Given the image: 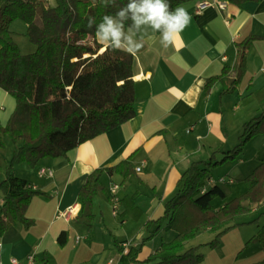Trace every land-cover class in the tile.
<instances>
[{"label":"crops","instance_id":"1","mask_svg":"<svg viewBox=\"0 0 264 264\" xmlns=\"http://www.w3.org/2000/svg\"><path fill=\"white\" fill-rule=\"evenodd\" d=\"M218 1L227 2V6L213 4L200 13L196 12L198 1L179 6L187 10L191 20L175 37L174 46L162 47L158 32L152 40L145 38L144 47L133 60L134 117L82 143L65 157L45 158L34 167L22 166L21 177L46 194L34 196L28 207L32 226L18 222L0 236L3 264H12L13 257L25 261L30 253L36 254V264H109L118 253L117 242H129V249L139 247L150 234L147 221L164 215L166 202L178 192L182 173L191 163L208 160L215 151L222 158L223 152L232 149L226 146L235 144L234 132L243 131L244 123L264 110V0H246L242 5ZM17 23L11 24L12 31ZM21 23L27 31V24ZM249 35L255 39L237 88L221 95L225 84L217 81L207 92L210 78L225 68L231 79L236 77L237 45ZM255 96L261 101L258 106L249 102ZM14 108V98L0 87L3 124ZM125 160L128 162L121 171L102 176L105 189L95 198L93 227L76 222L81 208L79 193L88 175L98 167H114ZM43 168L52 175L42 174ZM115 183L120 185L118 214L113 213L110 195ZM71 207L75 213L69 220L58 217ZM166 221L145 242L140 260L153 253L147 245L158 235L161 243L155 251L169 242L162 233ZM156 228L153 224L151 230ZM63 230L68 236L61 246L57 239ZM240 240L234 245L237 251L245 247ZM238 257L235 264H253L264 259V250L261 248L258 260L249 263L239 262Z\"/></svg>","mask_w":264,"mask_h":264},{"label":"trees","instance_id":"2","mask_svg":"<svg viewBox=\"0 0 264 264\" xmlns=\"http://www.w3.org/2000/svg\"><path fill=\"white\" fill-rule=\"evenodd\" d=\"M54 1V0H53ZM190 1L168 0L170 9ZM242 5L246 0H227ZM128 0H116L119 7ZM117 7L105 6L101 0H0V87L15 100V108L5 124L0 119V151L9 137L16 148L0 180L3 203L0 206V236L21 222L34 224L27 210L34 196L46 194L33 188L30 180L18 176L16 165L34 167L45 158L65 157L82 143L107 132L135 116L134 56L101 45L95 38V27L88 28V18L100 23L104 15H115ZM20 19L27 24L26 35L36 46L34 52L22 53L13 37L11 24ZM131 20L125 22L126 27ZM255 37L247 36L238 43L235 78L223 72L210 78L206 85L222 81L221 95L233 92L245 74L247 51ZM105 49L101 52V50ZM228 83H230L228 85ZM264 134V110L243 125L239 143L218 158V151L208 160L193 162L182 173L179 190L165 204L164 215L148 220L149 231L139 247L124 252L117 242L114 263L120 264H201L205 259L202 246L216 248L232 229L258 222L264 216V158L253 172L243 179L246 191L216 208L217 197L227 198L223 188L212 180V169L235 160L251 139ZM128 161L114 167H98L87 177L79 193L81 208L75 221L93 227L96 216L94 202L103 191L105 172H119ZM1 167V165H0ZM256 214L253 219L241 217ZM174 230L175 237L164 242L155 252L140 260L139 254L147 240L162 227ZM153 224L157 225L151 230ZM204 230L215 233L212 241L187 248L188 241ZM68 232L63 230L58 242L64 246ZM258 243L264 250V224L247 246ZM253 264H264V259Z\"/></svg>","mask_w":264,"mask_h":264},{"label":"rangeland","instance_id":"3","mask_svg":"<svg viewBox=\"0 0 264 264\" xmlns=\"http://www.w3.org/2000/svg\"><path fill=\"white\" fill-rule=\"evenodd\" d=\"M50 5L55 4V0L51 1L49 3ZM17 23L19 25H15L13 28V31L15 33V41L18 43L22 53H31L34 52L36 46L30 41L28 36L26 35V30L21 28V22L24 23V21L17 19ZM17 27V28H16ZM13 33V34H14ZM242 86V85H241ZM240 86V87H241ZM250 105L258 106L261 104V101L259 100L258 96H255L254 99L252 98L250 101ZM5 114V112H3ZM242 132V130L238 131L237 133L234 132V136H232L234 145L230 144L226 146V149L233 148L237 143L239 139V133ZM4 140L6 142V147L0 151V180L4 178L5 176V168L9 164V161L13 155V151L16 148V144L7 136L4 137ZM232 145V146H231ZM231 147V148H230ZM264 158V134H258L254 136L251 141L247 143V145L244 147L242 153L233 161L225 162L216 168L212 169L210 175L213 178L214 181H216L225 191L227 192V198L223 199L221 197H217L213 204L216 208H219L222 204L225 202L233 199L234 197L242 194L245 189L246 185L243 181V178L247 176L253 168L257 165V163L260 161V159ZM22 166L26 167L28 166V163L24 162L21 164H17L15 169L18 176H21L22 173ZM231 176V177H229ZM224 178L226 182H220V179ZM229 179H233V182H229ZM117 184V183H115ZM3 198V194L0 191V204ZM112 201V200H111ZM113 203V202H112ZM114 206V203H113ZM262 209H264V205H262ZM256 214H249V216L241 217V220H250L255 217ZM260 224L258 222L247 224L243 226L236 227L232 230H230L223 238L221 245H219L216 248H212L210 246H202L201 250L205 254L204 262H207L208 264H235V256L239 255L238 261L239 262H251L258 260L259 252L261 250V246H259L257 243L250 244L247 246V242L258 233L262 225L264 224V216L261 217L259 220ZM167 224V221H166ZM163 236L164 241H170L172 237L175 235V231H166L163 228ZM215 237V233L210 232L209 230L201 231L196 238L188 241L187 248L194 247L199 244H205L210 241H212ZM243 239L245 247L243 250H236L234 245L236 242H240ZM161 243V235H158L155 239L154 243H149L147 245L149 249V253L154 252L155 248ZM216 249V250H215ZM147 251V249H146ZM235 253V254H234ZM233 260V261H232ZM116 264V263H115Z\"/></svg>","mask_w":264,"mask_h":264},{"label":"clouds","instance_id":"4","mask_svg":"<svg viewBox=\"0 0 264 264\" xmlns=\"http://www.w3.org/2000/svg\"><path fill=\"white\" fill-rule=\"evenodd\" d=\"M101 3L114 5L118 10L115 15H104L98 24L94 17H89L87 27H95V38L101 45L132 56L144 47L146 37L152 40L157 32L162 47L174 46L175 37L191 20L185 8L170 9L168 0H128L123 7L116 0H101ZM128 20L132 23L126 27Z\"/></svg>","mask_w":264,"mask_h":264},{"label":"built area","instance_id":"5","mask_svg":"<svg viewBox=\"0 0 264 264\" xmlns=\"http://www.w3.org/2000/svg\"><path fill=\"white\" fill-rule=\"evenodd\" d=\"M46 3H50L53 0H45ZM216 4L221 8H225L227 6V2H222V1H218V0H199L197 3V9L196 12L200 13L202 10H204L205 8ZM141 168H138V170H140ZM48 172L49 174L52 175V171L51 170H47L45 168H43L41 170V173L44 174ZM214 180H211V182H213ZM229 182H233V179H229ZM220 182H226V180L224 178L220 179ZM120 188L119 184H112L110 187V195H111V200L114 203V209H113V213L114 214H118V208H119V204H120V197L118 195V190ZM75 213V208L71 207L67 210H64L62 212H60L58 214V217H63L66 220H69L72 215H74ZM129 242H125L123 243V248H124V252L127 253L129 251ZM3 243L0 242V264H3ZM11 263L12 264H36V254L35 253H30L27 257V259L25 261H22L16 257L11 258ZM109 264H115L114 263V258H111L109 260Z\"/></svg>","mask_w":264,"mask_h":264}]
</instances>
